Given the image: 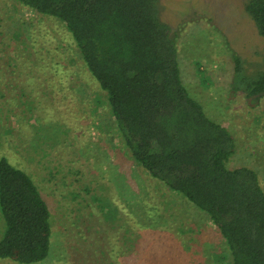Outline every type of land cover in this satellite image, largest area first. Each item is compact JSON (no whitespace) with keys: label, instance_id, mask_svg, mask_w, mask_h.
<instances>
[{"label":"rangeland","instance_id":"374dc122","mask_svg":"<svg viewBox=\"0 0 264 264\" xmlns=\"http://www.w3.org/2000/svg\"><path fill=\"white\" fill-rule=\"evenodd\" d=\"M247 1L160 0V15L184 86L235 140L229 168L255 170L264 189V98L231 89L233 55L249 74L264 71ZM1 157L32 178L51 214L50 253L33 264H109L123 237L135 241L130 264H231L207 217L133 161L65 26L15 0H0Z\"/></svg>","mask_w":264,"mask_h":264},{"label":"trees","instance_id":"16d2710c","mask_svg":"<svg viewBox=\"0 0 264 264\" xmlns=\"http://www.w3.org/2000/svg\"><path fill=\"white\" fill-rule=\"evenodd\" d=\"M15 1L65 26L88 73L106 93L133 161L207 217L225 241L231 264H264L259 175L246 166L229 168L235 140L184 86L176 38L161 19L160 0ZM245 12L264 38V0H248ZM233 64L232 91L264 98V71L249 74L238 55ZM0 218L5 224L0 260L33 264L48 257V205L32 178L5 157L0 158ZM134 243L117 239L108 251L109 264H130Z\"/></svg>","mask_w":264,"mask_h":264}]
</instances>
